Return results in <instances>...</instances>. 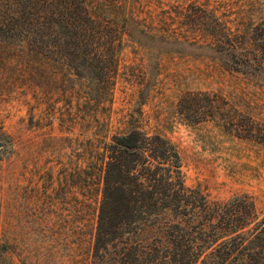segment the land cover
Listing matches in <instances>:
<instances>
[{"label": "rangeland", "instance_id": "obj_1", "mask_svg": "<svg viewBox=\"0 0 264 264\" xmlns=\"http://www.w3.org/2000/svg\"><path fill=\"white\" fill-rule=\"evenodd\" d=\"M128 4L105 88L58 57L0 40V239L16 244L14 264L88 263L97 153L132 128L175 145L185 186L211 201L246 194L264 214V145L226 131L207 105L217 97L238 123L247 116L264 130V73L230 72L224 37L235 56L249 51L248 27L264 16V0Z\"/></svg>", "mask_w": 264, "mask_h": 264}, {"label": "trees", "instance_id": "obj_2", "mask_svg": "<svg viewBox=\"0 0 264 264\" xmlns=\"http://www.w3.org/2000/svg\"><path fill=\"white\" fill-rule=\"evenodd\" d=\"M130 10L128 0H0V40L58 57L105 88ZM248 28L243 55L235 56L232 36L224 35L232 50L227 69L254 77L264 73V16ZM207 105L226 131L264 145V130L250 117L238 123L234 108L214 96ZM97 162L100 194L87 264H264V214L246 194L211 201L185 186L167 138L137 128L112 134ZM15 246L0 239V264H14Z\"/></svg>", "mask_w": 264, "mask_h": 264}]
</instances>
